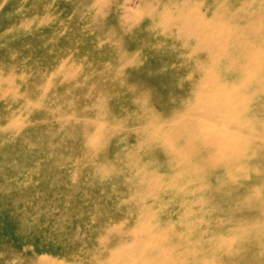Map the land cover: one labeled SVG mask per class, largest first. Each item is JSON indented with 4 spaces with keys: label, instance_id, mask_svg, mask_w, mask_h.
I'll return each instance as SVG.
<instances>
[{
    "label": "rangeland",
    "instance_id": "obj_1",
    "mask_svg": "<svg viewBox=\"0 0 264 264\" xmlns=\"http://www.w3.org/2000/svg\"><path fill=\"white\" fill-rule=\"evenodd\" d=\"M0 264H264V0H0Z\"/></svg>",
    "mask_w": 264,
    "mask_h": 264
}]
</instances>
